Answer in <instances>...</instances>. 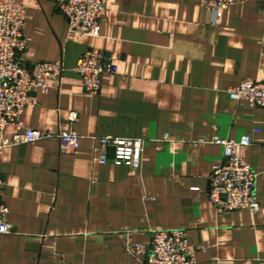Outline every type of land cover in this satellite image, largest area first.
Here are the masks:
<instances>
[{
	"label": "crops",
	"instance_id": "crops-1",
	"mask_svg": "<svg viewBox=\"0 0 264 264\" xmlns=\"http://www.w3.org/2000/svg\"><path fill=\"white\" fill-rule=\"evenodd\" d=\"M15 1L26 8L24 61L66 67L23 124L80 139L73 153L54 139L3 151L16 234L0 235V264H147L126 245L149 246L152 230L171 228L188 230L197 264H264V108L227 92L245 78L264 81V0H235L217 25L200 0H106L94 37L69 31L57 0ZM90 48L108 52L117 72L88 94L73 67ZM213 135L250 136L257 212L210 202L208 175L223 156ZM102 136L143 140L139 168L98 164Z\"/></svg>",
	"mask_w": 264,
	"mask_h": 264
},
{
	"label": "built area",
	"instance_id": "built-area-1",
	"mask_svg": "<svg viewBox=\"0 0 264 264\" xmlns=\"http://www.w3.org/2000/svg\"><path fill=\"white\" fill-rule=\"evenodd\" d=\"M106 0H57V9L64 16L68 29L81 36H98L99 20L104 14ZM235 0H200L210 13L211 24L217 25L223 12ZM26 8L15 0H0V135L8 126L14 128L10 137L0 138V160L3 151L11 146L54 139L60 151L73 153L80 137L74 131L37 130L24 126L21 115L28 106H36L37 92L50 81L60 82L66 72L63 60L26 63L21 55L28 48L30 38L24 32ZM73 71L81 78L84 91L97 92L104 74H115L117 65L103 49L90 48L76 61ZM231 100L254 108H264V81L245 78L227 90ZM76 113L69 115L73 124ZM167 139V136H165ZM208 142L223 149L222 160L212 166L208 175V197L217 208L225 211L259 210L256 196V174L245 159L251 145L249 135L239 140L210 137ZM97 162L105 165H125L137 170L143 151V140L102 136L98 138ZM5 181L0 168V235L16 234L6 220L8 207L3 200ZM126 250L141 257L147 264H197V247L189 241L185 228L152 230L149 246L130 242Z\"/></svg>",
	"mask_w": 264,
	"mask_h": 264
}]
</instances>
